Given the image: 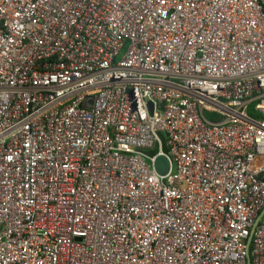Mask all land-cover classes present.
I'll return each mask as SVG.
<instances>
[{
    "label": "built area",
    "instance_id": "built-area-1",
    "mask_svg": "<svg viewBox=\"0 0 264 264\" xmlns=\"http://www.w3.org/2000/svg\"><path fill=\"white\" fill-rule=\"evenodd\" d=\"M262 209L264 0H0V264H247Z\"/></svg>",
    "mask_w": 264,
    "mask_h": 264
},
{
    "label": "water",
    "instance_id": "water-1",
    "mask_svg": "<svg viewBox=\"0 0 264 264\" xmlns=\"http://www.w3.org/2000/svg\"><path fill=\"white\" fill-rule=\"evenodd\" d=\"M154 167L159 174H165L167 172V169H168L167 162L163 157H157L156 158V160L154 162ZM263 215H264V209H262L260 211L257 218L255 219L254 224L250 230L249 237L247 238V241H246V262H247V264H251V259H250V255H249V247H250L251 237H252V234L255 230L256 225L259 223V221Z\"/></svg>",
    "mask_w": 264,
    "mask_h": 264
},
{
    "label": "trees",
    "instance_id": "trees-1",
    "mask_svg": "<svg viewBox=\"0 0 264 264\" xmlns=\"http://www.w3.org/2000/svg\"><path fill=\"white\" fill-rule=\"evenodd\" d=\"M206 117L210 120V119H213L212 115L210 114H206Z\"/></svg>",
    "mask_w": 264,
    "mask_h": 264
}]
</instances>
